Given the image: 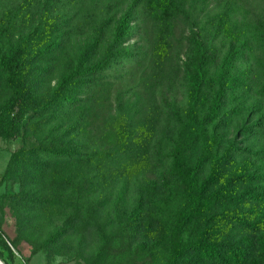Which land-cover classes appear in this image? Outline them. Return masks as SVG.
Returning <instances> with one entry per match:
<instances>
[{
    "label": "trees",
    "instance_id": "1",
    "mask_svg": "<svg viewBox=\"0 0 264 264\" xmlns=\"http://www.w3.org/2000/svg\"><path fill=\"white\" fill-rule=\"evenodd\" d=\"M127 2L121 16L105 12L53 88H43L41 76L72 31L5 34L0 134L24 136L5 175L20 185L9 199L22 235L38 234L37 251L75 255L82 264H264V169L242 166L238 149L221 154L219 146L235 53L212 74L215 44L193 33L182 116L173 101L184 72L175 31L196 20V5H116ZM136 17L144 33L160 29L150 84L140 92L150 98L145 103L122 89L123 65L142 54L125 46ZM251 42L264 46V19L243 36L244 48Z\"/></svg>",
    "mask_w": 264,
    "mask_h": 264
},
{
    "label": "rangeland",
    "instance_id": "2",
    "mask_svg": "<svg viewBox=\"0 0 264 264\" xmlns=\"http://www.w3.org/2000/svg\"><path fill=\"white\" fill-rule=\"evenodd\" d=\"M186 1L196 5V20L190 24L185 21L175 31V36L182 41L180 63L184 72L179 77L173 101L183 116L189 106L186 68L190 62L192 46L189 40L193 33L201 31L215 44L217 55L211 67L212 74L219 71L220 64L229 54L235 53L233 75L236 82L223 102V120L226 124L225 129L220 130L219 146L221 154L230 148L238 149L242 166L247 165L261 171L264 169V46L261 48L251 42L249 47L244 48L242 38L256 30L259 22L264 19V0ZM117 2L118 0H0V53H4L7 47L6 32L16 37L18 34L37 31L41 35L50 36L53 31H63L68 27L72 32L64 39L62 52L50 65L49 71L41 76V86L53 88L74 68L75 58L94 38L96 24L101 23L105 12L110 11L114 15L118 9L121 16L127 10L128 2L122 6L116 5ZM131 25L133 34L125 46L141 50L142 54L136 55L132 64L123 65L122 89L136 103L141 100L145 103L150 98L140 92H143V85L150 84L153 60H157L153 49L159 42L160 29L150 25L148 33H144L137 17ZM112 30L113 25L107 29L108 35ZM143 52L146 55L144 59ZM1 85L0 78V87ZM6 98L7 94L0 89V113ZM210 98L211 93L207 95V99ZM175 112L176 108L172 109V113ZM15 115L11 116L13 121ZM24 144L22 134H0V260L4 264H82L75 255H52L47 251H37V247L33 245L41 241L38 234L31 240L22 235L20 216L9 199L20 191V185L6 179L5 175L13 155ZM244 209L245 207L241 208L242 211ZM255 247L259 253L258 242ZM251 264L258 263L252 260Z\"/></svg>",
    "mask_w": 264,
    "mask_h": 264
},
{
    "label": "water",
    "instance_id": "3",
    "mask_svg": "<svg viewBox=\"0 0 264 264\" xmlns=\"http://www.w3.org/2000/svg\"><path fill=\"white\" fill-rule=\"evenodd\" d=\"M0 264H4V263L0 260Z\"/></svg>",
    "mask_w": 264,
    "mask_h": 264
}]
</instances>
